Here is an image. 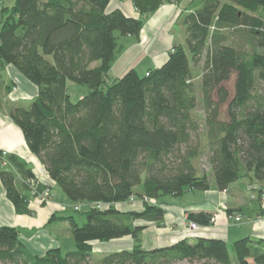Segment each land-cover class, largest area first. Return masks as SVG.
I'll return each mask as SVG.
<instances>
[{
    "label": "trees",
    "instance_id": "obj_1",
    "mask_svg": "<svg viewBox=\"0 0 264 264\" xmlns=\"http://www.w3.org/2000/svg\"><path fill=\"white\" fill-rule=\"evenodd\" d=\"M110 1L15 0L1 10L0 79L12 66L37 88L31 106L12 109L10 118L46 176L40 179L8 156L11 167L0 174L6 198L17 214H29L33 181L38 192L54 185L71 204L93 207L81 226L73 217L50 218L70 227L74 250L66 253L51 248L32 254L19 229L0 227V264H234L229 247L213 238L185 237L145 250L139 235L147 227L136 222L163 220L165 207L151 201L209 189L196 167L204 149L218 191L248 181L258 186L252 190L258 197L264 195V86L262 96L252 94V82L264 84V53L242 55L229 43L242 30L251 48L264 51V0H195L183 17V46L171 49L162 66L142 76L131 69L111 83L109 71L124 50L119 39L138 36L148 15L178 0H132L137 19L107 12ZM201 63L206 117L200 134L192 80ZM233 73L234 96L227 120L220 121V105L228 101L224 84ZM68 82L87 87V94L71 101ZM131 199L143 209L116 208ZM186 219L201 228L212 225L206 213ZM123 238L134 242L130 248L92 261L94 243ZM231 251L236 264H264V240L241 239Z\"/></svg>",
    "mask_w": 264,
    "mask_h": 264
},
{
    "label": "crops",
    "instance_id": "obj_2",
    "mask_svg": "<svg viewBox=\"0 0 264 264\" xmlns=\"http://www.w3.org/2000/svg\"><path fill=\"white\" fill-rule=\"evenodd\" d=\"M193 3L195 0L165 2L157 11L144 19L138 36L120 38L119 43L124 46V50L111 66L108 74L109 82L110 79L114 81L122 77L131 69L139 74L140 70L137 69L143 67L144 74L148 69L162 66L168 59L171 49L184 45L186 35L183 17L191 12ZM4 7L8 8L2 4L0 21L1 10ZM114 10H120L129 18H139V13L133 7L132 0H111L106 11ZM36 96L37 88L34 85L12 66L5 67L0 79V153L5 152L8 156L16 157L37 173L41 165L27 148L21 130L10 118L12 109H28ZM8 169L0 161V174ZM234 184L237 187L231 189ZM234 184L230 185L227 191L221 192L212 183L208 190L198 191L203 196L196 201H181L180 203L173 196L169 201H165L164 197L159 198L156 204L163 205L166 211L163 220L158 223L136 222L137 225L147 227L139 235V238L142 236L149 242L150 246L146 249L164 248L185 237L190 238L184 222L189 213H206L215 217V223L202 227L196 233L195 238L222 240L228 247L245 238L253 241L264 240V195L258 197L255 192H252L255 187H258L254 183L243 181ZM55 188L57 187L52 185L49 202L41 204L31 198L28 206L30 213L19 215L6 198L0 179V227L19 229V240L32 254L38 256L51 248H62L58 238L60 233L55 227H65L67 223L56 221L50 223L49 220L53 215L63 217L65 209H62V206L66 207L68 200L65 196L56 195L54 197L52 194ZM186 193L193 194L194 191H186L183 195ZM116 208L123 212H139L143 209L142 203L137 199L118 204ZM238 209L240 210L237 211ZM229 215L240 217L241 221L239 223L229 222L227 220ZM68 228L65 227V231L69 234L70 228ZM129 244L122 245L120 249L131 247L132 244Z\"/></svg>",
    "mask_w": 264,
    "mask_h": 264
},
{
    "label": "rangeland",
    "instance_id": "obj_3",
    "mask_svg": "<svg viewBox=\"0 0 264 264\" xmlns=\"http://www.w3.org/2000/svg\"><path fill=\"white\" fill-rule=\"evenodd\" d=\"M14 3H15V0H0V9H1L2 4L7 6L8 8H11L14 5ZM230 32H232V31L230 30ZM224 33L226 34V33H228V31H225ZM229 43L231 45H233L234 47H236L237 49H240V54H242V55H250L253 52L260 53V54L264 53V51H262V50L251 48V46L249 44V40H248L247 34L244 33V31H242V30H239V31L233 33L232 36H230V38H229ZM137 70H140L139 74H140V76H142L143 75V70H144L143 67H140ZM201 71H202V63L198 66V68L194 69L195 78L192 80L193 85H195V87H196V96H197V107H196V109H195L193 114L196 117V119L198 120V123L200 125V129H199L200 130L199 131L200 134L204 130L203 129L204 128V119L206 117V112H205V109L203 108L202 98H201L200 92H199V81H200L199 73H201ZM235 79H236V73H233V74H231L229 80L224 84V86L227 89V93H228V101L234 95ZM110 80H111L110 81V83H111L113 80L112 79H110ZM252 83L254 84V87H253V90H252L253 91L252 94H254V95L258 96V97L262 96L263 95V86H264V84L261 81H254ZM66 88H67V93H68V95L71 98V101H76V100L82 98L88 92L87 87L80 86V85H75V84H72L71 82L67 83ZM228 101L220 105V109H219V120L220 121H226L227 120L226 110H227V107H228L227 106L228 105ZM201 146L204 147L203 141L201 142ZM202 154L203 155L201 156V158L196 163V167H197V170H198L199 174H204V175L207 176L209 184L211 185L213 183V177H212V173L210 171V165H209V162H208V150L204 149ZM235 185L236 184L232 185L231 189H233L234 187H237ZM134 192L136 194L140 193L141 192V187L137 186L134 189ZM52 195L54 197L56 195H58V196L60 195V196L64 197V195L62 194V192L58 188L54 189ZM202 196L203 195L200 192L194 191L193 194L186 193L185 195H183V197H181V198L180 197H176L175 199H178L176 201H180V203H181V201H185V202L196 201L197 199H199ZM171 198L172 197L170 195L164 196L165 201L166 200L169 201V200H171ZM134 201H135V199H134ZM150 203H154L155 204L157 202L156 201H151ZM74 207H78L79 209L77 211H75ZM92 207L93 206L92 205L90 206L88 203L71 204L70 202L67 201V206L66 207L62 206V209H65V211L63 212V216L64 217H68V216L69 217H73L75 222L78 224V226H81L85 222V218H84L83 213H85L86 211L90 210ZM235 219H238V221H236ZM227 220L229 222L239 223L241 221V218L229 215V216H227ZM139 222H141V221H139ZM184 222H185V225L187 226V224H186L187 223V219H185ZM214 223H215V217H212V224H214ZM65 227H69V225L67 224ZM65 227L64 226H61L60 228L55 227V229L57 231H59L58 233H60L58 238H59V241L61 243V247H62L61 248V252L62 253H66V252H70V251L74 250V244H73V241H72L71 233L70 232H69V234L66 233ZM200 229H201V227L199 228L198 231L193 232V231H190L188 229V227H187L188 236H190V238L191 237H195L197 235L196 233H198L200 231ZM140 239L143 240V242L141 241V245L143 246L142 248L145 249V250H148L146 248H149V246H150L149 242L146 240V238H143L142 236H140ZM125 241H127V242H125ZM122 242H123V244H122ZM129 243H131V244L134 243L131 240V238H123V239L110 241V242H104V243L103 242H96V243L93 244V246L95 248V252L91 256L92 261L94 263H98L100 261V259H102V257L104 255L109 254L111 252H114L117 249H120V247H122V245L123 246L124 245H130ZM229 253H230V257H231L232 262L234 264H236V260H235V257L233 255L232 251H231V247H229ZM179 264H188V263L182 262V263H179Z\"/></svg>",
    "mask_w": 264,
    "mask_h": 264
},
{
    "label": "built area",
    "instance_id": "obj_4",
    "mask_svg": "<svg viewBox=\"0 0 264 264\" xmlns=\"http://www.w3.org/2000/svg\"><path fill=\"white\" fill-rule=\"evenodd\" d=\"M7 158H8V154L7 153H5V152L0 153V161H1V163L3 164V166L10 168L11 165H10V163H9ZM37 173H38V177L40 179H42V178L44 179L46 177L45 176V172H44V170L42 168H40ZM29 185H30V187L32 189L31 195L33 196V198L35 200H37L41 204H44V203L46 204L47 202L50 201V192L49 191L38 192L37 189H36V185L34 184L33 181H30ZM96 207L99 208L100 206H96ZM78 209H79L78 207H74L75 211H77ZM235 220L238 221V219H235ZM186 224H187L188 229L190 231H193V232L198 231L199 228H200L198 225H196V224H194L192 222H188L187 221Z\"/></svg>",
    "mask_w": 264,
    "mask_h": 264
},
{
    "label": "water",
    "instance_id": "obj_5",
    "mask_svg": "<svg viewBox=\"0 0 264 264\" xmlns=\"http://www.w3.org/2000/svg\"><path fill=\"white\" fill-rule=\"evenodd\" d=\"M233 96H234V95H233ZM232 98H233V97H232ZM232 98H231V99H232ZM228 102H229V101H228Z\"/></svg>",
    "mask_w": 264,
    "mask_h": 264
}]
</instances>
